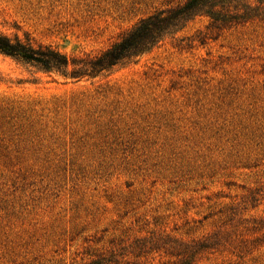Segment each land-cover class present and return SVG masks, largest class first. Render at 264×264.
<instances>
[{
    "label": "rangeland",
    "instance_id": "rangeland-1",
    "mask_svg": "<svg viewBox=\"0 0 264 264\" xmlns=\"http://www.w3.org/2000/svg\"><path fill=\"white\" fill-rule=\"evenodd\" d=\"M185 1L0 0V34L95 56ZM211 24L78 81L0 54V264H264V20Z\"/></svg>",
    "mask_w": 264,
    "mask_h": 264
},
{
    "label": "trees",
    "instance_id": "trees-1",
    "mask_svg": "<svg viewBox=\"0 0 264 264\" xmlns=\"http://www.w3.org/2000/svg\"><path fill=\"white\" fill-rule=\"evenodd\" d=\"M198 17H207L215 28L243 25L253 20H264V0H186L155 12L139 21L106 50L95 56L67 57L49 46H34L29 40L21 41L0 34V54L25 66L46 73H56L72 80L94 78L113 68L132 62L149 53L165 38L181 31ZM168 240V239H165ZM217 237L194 241L190 244L168 240L169 254L178 257L176 264H190L197 255L216 249ZM158 250L157 243L153 244ZM89 264H119L113 254L100 257Z\"/></svg>",
    "mask_w": 264,
    "mask_h": 264
}]
</instances>
